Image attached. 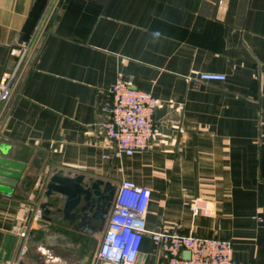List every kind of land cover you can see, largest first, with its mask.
I'll list each match as a JSON object with an SVG mask.
<instances>
[{
  "label": "crops",
  "instance_id": "1",
  "mask_svg": "<svg viewBox=\"0 0 264 264\" xmlns=\"http://www.w3.org/2000/svg\"><path fill=\"white\" fill-rule=\"evenodd\" d=\"M27 44L0 107V144L26 164L0 191L1 263L79 264L89 237L57 211L62 196L34 226L57 197L42 180L62 171L133 179L151 190L148 229L230 239L234 264H264V0H0V79ZM119 79L160 99L132 155L101 126ZM136 263L168 260L145 234Z\"/></svg>",
  "mask_w": 264,
  "mask_h": 264
},
{
  "label": "built area",
  "instance_id": "2",
  "mask_svg": "<svg viewBox=\"0 0 264 264\" xmlns=\"http://www.w3.org/2000/svg\"><path fill=\"white\" fill-rule=\"evenodd\" d=\"M28 51L27 44L18 51L15 68L0 79V107L15 90ZM198 78L225 80L226 74L204 71ZM112 93L113 101L107 106V117L101 124L104 134L114 142L118 154L132 155L146 150L156 130L155 111L160 99L151 91L121 79L113 85ZM150 197V188L133 179H123L115 190L107 227L91 264H137L145 234L150 235L166 255L168 264H234V247L230 239L183 233L166 226L148 229L146 214ZM194 211H198L196 206ZM21 234L25 235L26 231Z\"/></svg>",
  "mask_w": 264,
  "mask_h": 264
},
{
  "label": "water",
  "instance_id": "3",
  "mask_svg": "<svg viewBox=\"0 0 264 264\" xmlns=\"http://www.w3.org/2000/svg\"><path fill=\"white\" fill-rule=\"evenodd\" d=\"M0 191L12 193L21 179L26 164L12 158L9 146L0 144ZM41 188L47 196L57 195L54 202H42L40 208L43 210L41 217L35 220L34 226L47 224L52 221L51 208L63 197L61 206L57 211L63 214L75 228L89 237L86 251L79 264H91L94 253L97 249L99 239L97 237L95 220L99 217L96 202L108 199L104 216L113 201L116 187L109 181L101 179H86L84 174L54 172L51 176L41 182Z\"/></svg>",
  "mask_w": 264,
  "mask_h": 264
},
{
  "label": "flooded vegetation",
  "instance_id": "4",
  "mask_svg": "<svg viewBox=\"0 0 264 264\" xmlns=\"http://www.w3.org/2000/svg\"><path fill=\"white\" fill-rule=\"evenodd\" d=\"M60 200V199H59ZM108 202V199L101 200L100 202H96L95 209H97V213L99 214V217L95 220L96 225V232L101 233L105 228V223L110 215L111 208H112V202L110 204V207L108 208L107 214L104 216V211L106 208V203ZM62 214V213H60Z\"/></svg>",
  "mask_w": 264,
  "mask_h": 264
},
{
  "label": "rangeland",
  "instance_id": "5",
  "mask_svg": "<svg viewBox=\"0 0 264 264\" xmlns=\"http://www.w3.org/2000/svg\"><path fill=\"white\" fill-rule=\"evenodd\" d=\"M107 221H108V219H107ZM107 221H106V223H105V228H104V230H103L101 233L97 234L98 239H100V238L103 236L104 231H105V229H106V227H107ZM64 253H65V252H64ZM65 257H66V260H68V261H72L73 263L76 262V258L73 256L72 253H71V254H70V253H67V255H66Z\"/></svg>",
  "mask_w": 264,
  "mask_h": 264
}]
</instances>
